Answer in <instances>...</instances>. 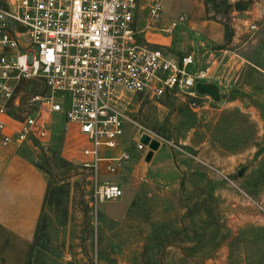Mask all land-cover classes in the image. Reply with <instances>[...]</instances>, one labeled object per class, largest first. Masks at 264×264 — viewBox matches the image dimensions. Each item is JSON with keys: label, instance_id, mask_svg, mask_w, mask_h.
<instances>
[{"label": "rangeland", "instance_id": "1", "mask_svg": "<svg viewBox=\"0 0 264 264\" xmlns=\"http://www.w3.org/2000/svg\"><path fill=\"white\" fill-rule=\"evenodd\" d=\"M207 12L234 32L226 49L242 64L236 85L222 88L217 101L179 91L127 95L133 122L178 149L160 146L142 162L134 154L137 127L127 125L123 147L132 161L101 178L117 183L122 197L91 205L90 172L71 169L66 222L52 224L51 248L30 264H90L96 253L100 264H264V0H208ZM39 90L38 81L18 88L21 107L12 113L21 118ZM51 133L25 155L45 171L54 152L80 168L85 138L56 122ZM55 162L58 178L65 170ZM86 207L88 227L80 210Z\"/></svg>", "mask_w": 264, "mask_h": 264}, {"label": "built area", "instance_id": "2", "mask_svg": "<svg viewBox=\"0 0 264 264\" xmlns=\"http://www.w3.org/2000/svg\"><path fill=\"white\" fill-rule=\"evenodd\" d=\"M140 8L146 27L154 26L163 0H0V142L21 146L46 143L51 116L63 115L62 130L75 125L85 138L80 166L90 172L91 205L118 200L117 183L101 180L123 170L131 153L123 147L127 125L137 127L134 150L145 154L152 141L178 149L127 113V95L161 97L179 91L195 97L194 85L212 79L208 67L189 73L191 55L170 57L145 43L135 28ZM185 21L173 19L166 33ZM43 85L21 108L19 128L8 131L6 118L20 109L18 88ZM14 114V113H13ZM147 137V144L141 142Z\"/></svg>", "mask_w": 264, "mask_h": 264}, {"label": "crops", "instance_id": "3", "mask_svg": "<svg viewBox=\"0 0 264 264\" xmlns=\"http://www.w3.org/2000/svg\"><path fill=\"white\" fill-rule=\"evenodd\" d=\"M205 2L163 0L161 16L154 26L146 27L147 12L143 8L138 10L134 25L142 31L145 43L164 48L170 57L191 55L193 63L187 67L189 73L206 67L212 70V79L208 82L216 84L220 91L236 85L242 64L235 59L233 51L215 48L224 41V28L206 17ZM178 16H184L185 21L167 34L165 29ZM20 120L13 113L7 116L10 133L19 128ZM51 122V130L54 122L62 129L63 115L51 116ZM66 133L80 136L73 124ZM25 148L33 150L36 146L31 141L19 147L0 142V264H26L46 191V177L24 157ZM134 154L145 162L146 154L144 160L138 152Z\"/></svg>", "mask_w": 264, "mask_h": 264}, {"label": "trees", "instance_id": "4", "mask_svg": "<svg viewBox=\"0 0 264 264\" xmlns=\"http://www.w3.org/2000/svg\"><path fill=\"white\" fill-rule=\"evenodd\" d=\"M207 1L205 2V11L206 17L209 20L217 21L222 24L224 28V41L221 45L216 46V49H226L227 45L230 43L232 39V35L234 32L230 31L228 28V23L221 22L216 19L214 16L209 15L207 12ZM29 159L28 157L24 156ZM57 158V159H56ZM60 163V168L65 170V173L61 176H52L54 169L58 166L57 163ZM45 164H47V170L45 171L41 166L35 165L38 170H40L44 174H48L46 178V191L41 207V211L37 220L34 236L29 248V254L26 264H30L32 259L35 261L40 259L42 256L46 255L49 251V247L52 245V224L55 223L57 225H62L66 222V218L68 215V206H69V193L71 189V181H70V170H81L87 171L82 167L73 166L71 163L66 162L59 158L58 154L54 152V161L53 159L47 158L44 160ZM54 162V163H52ZM33 163V162H32ZM49 169V170H48ZM82 213V223L88 227V225L92 224V220L87 216V207L80 209ZM90 213V212H89ZM79 248L82 250L84 255H88V252L85 250V245L83 243L79 244ZM102 254L96 253L97 261L95 263L90 259V264H100L99 260L102 259ZM91 258V257H89ZM109 263L116 264L114 261H108Z\"/></svg>", "mask_w": 264, "mask_h": 264}, {"label": "water", "instance_id": "5", "mask_svg": "<svg viewBox=\"0 0 264 264\" xmlns=\"http://www.w3.org/2000/svg\"><path fill=\"white\" fill-rule=\"evenodd\" d=\"M234 8L238 11H245L247 8V3H241V2H235L233 4ZM242 19L245 17L243 15H240ZM194 92L199 95V96H204V97H209L213 101H217L220 99V92L219 88L216 84L212 82H197L194 85ZM141 142L143 144H147L148 138L147 137H142ZM149 151L147 152L145 156V161H149L150 158L152 157L153 152H155L158 149V143L155 141H152L148 144ZM241 172L239 173V175Z\"/></svg>", "mask_w": 264, "mask_h": 264}]
</instances>
